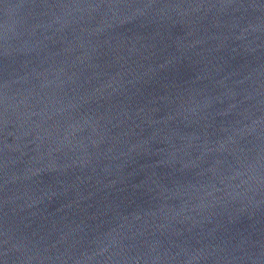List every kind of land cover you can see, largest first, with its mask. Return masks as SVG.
<instances>
[{
	"label": "water",
	"instance_id": "1",
	"mask_svg": "<svg viewBox=\"0 0 264 264\" xmlns=\"http://www.w3.org/2000/svg\"><path fill=\"white\" fill-rule=\"evenodd\" d=\"M0 264H264V0H0Z\"/></svg>",
	"mask_w": 264,
	"mask_h": 264
}]
</instances>
